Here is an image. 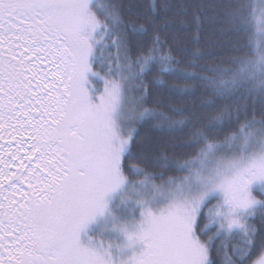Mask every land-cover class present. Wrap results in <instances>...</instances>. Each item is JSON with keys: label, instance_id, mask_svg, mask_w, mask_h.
Returning <instances> with one entry per match:
<instances>
[{"label": "snow or ice", "instance_id": "1", "mask_svg": "<svg viewBox=\"0 0 264 264\" xmlns=\"http://www.w3.org/2000/svg\"><path fill=\"white\" fill-rule=\"evenodd\" d=\"M0 264H264V0H0Z\"/></svg>", "mask_w": 264, "mask_h": 264}, {"label": "trees", "instance_id": "2", "mask_svg": "<svg viewBox=\"0 0 264 264\" xmlns=\"http://www.w3.org/2000/svg\"><path fill=\"white\" fill-rule=\"evenodd\" d=\"M136 2L142 4L145 6V10L147 9V5L150 3V0H136ZM190 3H198L199 0H188ZM188 27L191 29L190 31L181 33L179 36L180 40V46L182 48H186L189 51H214V52H230L234 46V44H230L228 41L230 39H233L231 37H226L222 36L218 31L216 30H209L206 29L202 33L199 34V45L195 44V40L197 39V33L195 29L192 27L191 24L188 25ZM219 45V47H217ZM224 58H227L226 56ZM154 94L152 95L150 102L146 104V107L148 108H156L158 111H165L167 112L166 107H162L161 103L167 104L169 101L173 103L174 106L180 107H191V104L189 103H178L175 100H172L171 97L167 95L164 90L161 89H155L153 90ZM147 131V130H145ZM151 135V133H150ZM160 151L165 152L167 155L171 156L172 153L168 151L167 148L161 147ZM148 172L152 173L153 175H159L164 170L162 168H157V167H149L147 169ZM166 178L168 176H173V175H179V173L169 171L166 174ZM159 183V181H157Z\"/></svg>", "mask_w": 264, "mask_h": 264}]
</instances>
